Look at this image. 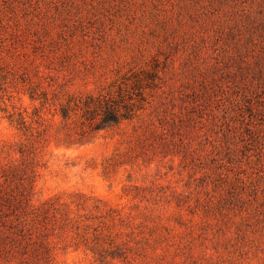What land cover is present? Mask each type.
<instances>
[{"label":"rangeland","instance_id":"1","mask_svg":"<svg viewBox=\"0 0 264 264\" xmlns=\"http://www.w3.org/2000/svg\"><path fill=\"white\" fill-rule=\"evenodd\" d=\"M137 91L127 120L84 115ZM18 186L40 216L4 264H264V0H0Z\"/></svg>","mask_w":264,"mask_h":264},{"label":"trees","instance_id":"2","mask_svg":"<svg viewBox=\"0 0 264 264\" xmlns=\"http://www.w3.org/2000/svg\"><path fill=\"white\" fill-rule=\"evenodd\" d=\"M141 87H137L139 90ZM141 94L137 91L131 94L119 93L115 98H102L97 99L94 103L89 99V103L83 104L84 115L88 120L92 121L95 118L97 120L94 124V129H104L119 123L121 120H127L133 116L136 111V104L134 99L140 97ZM60 116L66 118L67 107H60ZM23 121L17 120V125H22ZM18 191L15 194L11 191V194L0 193V264L8 263L13 257L14 253L19 250H15L21 246L18 242V226L23 227L21 218H25L31 215L32 221H37L40 216L33 209L29 211L30 197L28 192H25L24 187H15ZM12 216V218H9ZM24 249V247L22 248Z\"/></svg>","mask_w":264,"mask_h":264}]
</instances>
